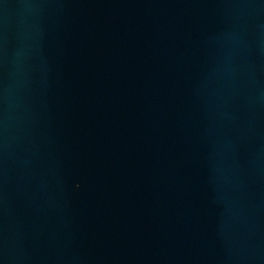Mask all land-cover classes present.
<instances>
[{
	"label": "water",
	"instance_id": "1",
	"mask_svg": "<svg viewBox=\"0 0 264 264\" xmlns=\"http://www.w3.org/2000/svg\"><path fill=\"white\" fill-rule=\"evenodd\" d=\"M0 264H264V0H0Z\"/></svg>",
	"mask_w": 264,
	"mask_h": 264
}]
</instances>
